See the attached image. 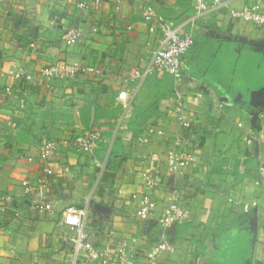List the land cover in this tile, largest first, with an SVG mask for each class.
Masks as SVG:
<instances>
[{
    "label": "crops",
    "instance_id": "0c3cea01",
    "mask_svg": "<svg viewBox=\"0 0 264 264\" xmlns=\"http://www.w3.org/2000/svg\"><path fill=\"white\" fill-rule=\"evenodd\" d=\"M80 1L0 0V195H12L17 207L28 202L20 216L16 204L0 213V264H68L70 230L61 219L69 205L88 209L87 230L95 239L104 236L102 214L119 235H137L136 264H146V250L163 237L173 250L157 264H218L221 232L244 224L253 232L247 264H264V86L246 100L232 82L208 75L223 42L264 53V27L230 13L260 0H221L202 14L195 8L200 0H148L174 25L196 29V44L186 58L196 64L197 75L190 71L192 80L181 84L161 70L125 81L132 70H146L159 45L160 36L151 34L142 19L143 2L101 0L98 9L82 11ZM74 25L82 26L84 35L67 45L62 31ZM57 61L98 66L104 73L45 78L42 67ZM19 69L32 79L8 74ZM9 84L15 92L5 99L1 93ZM123 89L129 93L128 110L118 98ZM179 96L190 111L192 138L200 148L195 165L168 174V185L157 194L161 211L171 181L188 188L184 204L192 221L168 232L156 215L141 223L132 195L141 191L144 171L165 170V154L179 131L174 112ZM148 124L166 134L140 144L137 137ZM81 127L101 130L94 150L82 155L60 145L49 163L53 174L44 176L42 143L67 141ZM254 201L255 207L244 210ZM43 203L52 210L39 211Z\"/></svg>",
    "mask_w": 264,
    "mask_h": 264
},
{
    "label": "built area",
    "instance_id": "2783aa9c",
    "mask_svg": "<svg viewBox=\"0 0 264 264\" xmlns=\"http://www.w3.org/2000/svg\"><path fill=\"white\" fill-rule=\"evenodd\" d=\"M144 3L141 13L142 19L148 23L149 32L160 36L159 45L152 53V60L145 71L139 69L132 70L126 82H133L141 79L147 73L156 70L170 74L176 84L185 83L192 80L189 76V65L186 58L192 47L196 44L195 28L182 29L174 25L165 16L156 11L148 0H138ZM221 0H214L213 5L205 0H200L196 5L198 14L210 11V7L221 4ZM101 0H81L78 8L82 11L98 9ZM230 13L233 18L252 23L257 27H264V0L252 4L243 5L240 8H231ZM94 30H97L96 28ZM84 35L82 26H69L62 31L61 38L67 45H73L81 41ZM34 46V44H32ZM103 68L98 66H86L78 61H57L42 67L41 74L47 79H73L77 76H102ZM15 80L32 79L30 74L24 70L9 71ZM13 84L5 87L1 96L5 99L14 95ZM118 98L123 108H130L129 93L126 89L120 90ZM20 108L25 106L24 100L20 99ZM179 131L174 136L173 145L165 154V170L152 168L144 171L142 175V189L135 192L132 197L137 201V216L141 223L145 225L151 217L156 215L157 222L165 231L171 232L178 225L192 221V212L184 204L187 186L181 182L171 181L170 192L166 196V204L159 211L157 194L168 185V174L174 175L182 173L183 169L194 166L197 158V151L200 144L194 142L192 132L195 131L194 123L191 119L190 111L179 96L174 108ZM264 119V113L260 115ZM166 132L154 125H146L137 137L140 144H148L156 135L165 136ZM101 137V130L81 127L69 140L47 139L42 143L40 150V160L46 165L42 169L44 176L53 174L50 162L57 155L60 145L66 144L77 154H90ZM250 141V139H249ZM264 142V136L261 137ZM30 161L32 157L28 158ZM31 191V188L28 189ZM16 204L14 197L10 194L0 195V213L8 208V205ZM257 202L246 203L244 210L249 211L255 207ZM17 207V204H16ZM28 202L23 201L18 205L16 215L20 216L27 210ZM39 211L52 210L51 204L43 203L38 205ZM264 216V213H263ZM88 209L76 205H69L62 213L61 224L68 227L70 233L67 237V248L69 254L68 264H136L138 256L139 238L137 235L121 236L109 220V216L102 214L101 221L104 230L103 237L93 238L87 230ZM173 250V246L165 237L155 239L154 243L145 252L146 264H157L160 256ZM32 264H43L38 261ZM48 264V263H45Z\"/></svg>",
    "mask_w": 264,
    "mask_h": 264
},
{
    "label": "trees",
    "instance_id": "16d2710c",
    "mask_svg": "<svg viewBox=\"0 0 264 264\" xmlns=\"http://www.w3.org/2000/svg\"><path fill=\"white\" fill-rule=\"evenodd\" d=\"M215 55L208 75L232 82L244 99L264 86V53L236 42H223ZM188 65L189 73L191 71L196 76V64ZM219 243L218 264H247L253 246V232L246 224L233 227L221 232Z\"/></svg>",
    "mask_w": 264,
    "mask_h": 264
}]
</instances>
